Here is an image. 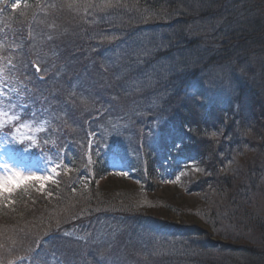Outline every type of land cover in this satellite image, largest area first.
<instances>
[{
	"label": "trees",
	"instance_id": "16d2710c",
	"mask_svg": "<svg viewBox=\"0 0 264 264\" xmlns=\"http://www.w3.org/2000/svg\"><path fill=\"white\" fill-rule=\"evenodd\" d=\"M258 1L105 0L106 4L100 3L99 11L115 9V18L127 29V15L131 12L149 20L136 26L137 30L144 31L145 40L132 41L134 47H141L140 51L146 55L144 59L133 58L141 62V68L137 69L138 64L135 67L133 60L131 69L115 78L114 90L94 96L95 114L100 115L85 116L76 127L56 124L57 121H75L72 116L53 118L55 111L62 109L49 107L46 100L53 90L44 82L48 64L43 61L37 64L32 57L24 55L27 43L18 35L37 20L43 0H20L18 8L12 7L14 3L3 8L0 19L6 32L2 38L11 49L6 53L18 52L14 49L18 44L24 48L23 54L13 60H0L8 62L6 80L2 84L4 91L26 117L37 120L46 117L53 137H46L49 141L41 145L39 152L55 164L61 159V165L59 174H52L54 179L46 182L43 190L35 192L36 197L29 202L23 201L21 195L13 199L0 225L3 222L6 229L16 228L11 226L16 223L25 234H45V238L57 242L66 241L62 238L65 235L70 239L80 230L98 239L97 224L107 219L117 220V223L146 228L157 240L176 242V250L170 251L171 254L161 253L152 260L153 264H264V220L249 196V185L254 183L251 180L263 176L257 168L264 159H259L264 146L258 143V140L264 141V49L258 38L264 31V19L255 18L249 7ZM61 7L64 17L53 22L48 17L39 21L38 34L44 33L53 39L57 36L60 40L56 48L64 52V59L77 54V62H68V74L84 73L88 58L89 63L92 60L90 67L94 72L101 70L99 51L91 50L86 57L78 55L89 44L86 37L76 35L71 28L70 31L59 30V22H73L76 23L72 24L73 28H86L83 14H73L66 4ZM74 7L82 11L88 5L75 3ZM139 20L143 21L138 19L135 23ZM150 58L156 60L150 62ZM0 79H3L1 75ZM225 84L226 91L231 93L228 97L235 104L211 98L210 93L215 88L225 90ZM118 101L136 111L146 104L156 103L153 112L161 116L172 108L170 122L163 123L164 131L169 134L172 145L187 153L185 160L197 165L199 174L190 190L200 195L201 201L194 207H182L175 203L174 197L127 190L115 182L109 185V180L105 185L99 184L109 171L108 151L111 149L99 147L92 154L94 147L88 146L90 138L109 141L106 132L113 131L115 126L107 119L100 122V117L107 105L115 106ZM204 109L214 111L213 117L218 122L211 123L210 116L201 114ZM247 109L248 118H243ZM35 113L39 115L34 116ZM149 116L154 123V117ZM89 118L96 120L95 127ZM214 132L220 135L214 137L211 135ZM221 135L223 137L218 139ZM139 136L140 132L135 130L134 139L128 137L124 129L113 151L126 166L153 171L162 161L161 151L156 146L148 147L144 138H136ZM125 140L130 143H124ZM87 153L91 154L88 159ZM136 158L139 162L141 159L142 168ZM191 217H196V221Z\"/></svg>",
	"mask_w": 264,
	"mask_h": 264
},
{
	"label": "rangeland",
	"instance_id": "374dc122",
	"mask_svg": "<svg viewBox=\"0 0 264 264\" xmlns=\"http://www.w3.org/2000/svg\"><path fill=\"white\" fill-rule=\"evenodd\" d=\"M104 1L43 0V8L36 14L37 20L34 19V23H29L26 32L22 34L18 33L24 39L23 43H27L24 55L32 57L37 61V64L39 61L48 64L44 70L47 73L44 82L49 83L53 90L46 100L50 103L49 107L53 106V109H62L55 111L53 118L60 119L72 116L75 121L67 123L57 121L56 124L64 123L65 127L73 125L76 127L78 122L82 124L81 120L85 119V116H99L100 114H95L97 113V109L93 106L94 96L108 94L110 90H114V86L116 85L115 78L120 77L125 71L131 69L133 58H138L139 60V58H143L146 55H144L143 51H140L141 47H134L132 41L145 40L144 31L137 30L136 26L149 22V20L144 16V18H140L137 14L131 12L130 15H127L129 19V27L127 29L126 25L118 23L119 19L115 18L116 16L114 15L115 9L98 10V6L102 2L104 4ZM16 2L17 0H0V14L3 15V8ZM83 2L88 5L87 9L82 8V11H79L80 8L74 7L75 3L82 4ZM65 4L73 14H78V16L80 13L83 14V23H86L87 27L78 26L73 28L72 24L75 26L76 23L66 24V22H59V30L70 31L73 29L72 32L76 35L86 37L89 44L84 49H81L78 55L79 57H86L91 50L99 51L101 53V70L94 72L90 67L92 60L89 63L90 58H88L85 59L87 60L85 63L88 68L84 73L76 72L73 75L68 74V62H77L79 60L77 54L71 55L67 60L64 59V52L56 48L59 45L58 40H60L57 36L53 39V36H47L44 33L42 35L38 34L40 29L37 23L43 19H47V17L50 22L59 19L61 16L64 17L61 6ZM249 7L252 8L251 12L255 15V18L264 19V0L254 2L252 3V7ZM109 15H112V17ZM138 19H142L143 21L139 20L138 23H135ZM78 24L80 25V22ZM3 25V20L0 19V60L10 61V59L13 60L20 53L23 54L24 48L18 44L14 48L18 52L12 54L6 53L7 50L9 52L11 49L8 47V41L2 38L6 32V27ZM258 38L264 49V31ZM145 59L149 61L147 58ZM150 59V62L156 60V58ZM140 63V61H136L134 66L136 67L138 64L137 69H140ZM7 64L8 62H0V68L3 69V74L1 75L3 79H0V88H3L2 84L6 80L5 70L7 72ZM59 80L60 83H58ZM262 88H264V85ZM226 90L227 88L225 90L215 88L210 93L211 98H221L223 103L235 104L228 97L231 93ZM7 96L11 98L10 95ZM11 100L13 101L12 98ZM0 101H3L6 111L21 118L16 122L19 126L18 130L13 126L11 119L5 121L4 127H0V162H9L24 174L31 173L45 176L55 174L50 169L56 165H61V159L55 164L48 156L39 152L41 145L49 141L47 138L52 139L53 137L50 125H46V117L41 116L43 120L26 117L18 109L10 108L8 101L4 97H0ZM104 101L107 102L106 97H104ZM157 103L159 104V102ZM249 104L247 103V105ZM155 105L156 103L151 102L150 104H146L145 108L140 111H136L131 106L120 105V101L115 106L107 105L105 112H103V117H100V122L107 119L108 123L115 126V129L106 132L108 142H99L98 139L90 138L91 144L88 146L92 145L94 147L92 154H95L99 147L103 150L111 149L108 151L109 171L99 184L105 185L106 181L109 180V185L115 182L121 188L127 190H141L148 195L159 197H174L176 199L175 203L189 209V206L193 205L192 207H194V204L199 202V200L201 201V196L190 190L199 171L197 165L191 162L188 163L185 160L187 153L179 146L172 145L168 137L169 134H165L163 123L164 121L170 122L169 116L172 113V108L165 110L163 116H161L159 112H153ZM206 110L204 109V112H201V114L210 116L209 121L211 123L218 122L217 118L213 117V115H216L213 113L214 111L210 110L208 112ZM246 111L248 109L244 111L243 118H248L249 114ZM67 112H71V114H67ZM37 115L39 114H34V116ZM149 115L154 117V123L150 122ZM89 120L93 127L97 125L94 118H89ZM124 129H127V136L131 138H133L135 130L139 131L140 136L136 137L137 139L144 138L148 147L156 146L161 151L162 161L154 167L153 171H148L146 167L142 168V161L140 159L139 162L137 158L136 163L141 164V170L135 166L134 168L126 166L114 153L113 148L119 145L120 135L121 132H124ZM147 129L150 130L147 132ZM101 133V131L98 132L99 135ZM163 135H165L164 138ZM211 135L218 137L220 134L214 132ZM251 136L252 133L250 134ZM221 137L223 136L221 135L218 139ZM124 143H130V140H125ZM258 143L261 145L260 147L264 146V141L258 140ZM88 154L87 159L91 156V154ZM259 157V159L264 158V150ZM242 158H238L237 165L240 164ZM262 162L264 163V159H261V162H259L261 167L259 166L260 168H257V170L263 176L251 180L254 183L249 185L251 188L249 196L254 202L259 216L264 220V164L262 166ZM65 172H68V170H65ZM46 182L49 181L43 183L46 184ZM40 183L41 181H31L26 186L15 190L11 195L5 194V197L0 200V223L3 216L8 214V210L10 209L8 206L9 201L21 195L23 201L29 202L30 198L36 197L35 192L40 190ZM25 195L29 196V198L25 197ZM4 203L7 204L6 207L3 206ZM181 217L182 219L186 218L184 216ZM191 219L196 221V217H191ZM3 224L2 222L0 225V264H153L152 260L161 253L166 252L168 254L169 252L171 254L170 251L178 248L174 246L175 241L169 239L157 240L146 228L135 227L125 222L117 223V220L112 222L107 219L98 223L95 232L96 235L100 234L97 237L98 239L94 236L90 238L80 230L70 239L67 240V235H65L62 238L66 239V241H60V239L57 242H53V239L45 238V234H25L17 228L16 223L11 225L16 226V228L11 227L7 229L4 228ZM141 259L144 261L142 262Z\"/></svg>",
	"mask_w": 264,
	"mask_h": 264
},
{
	"label": "snow or ice",
	"instance_id": "6c2138e0",
	"mask_svg": "<svg viewBox=\"0 0 264 264\" xmlns=\"http://www.w3.org/2000/svg\"><path fill=\"white\" fill-rule=\"evenodd\" d=\"M20 6V0H17L16 3L12 5L13 8H18ZM37 72L40 71L39 66H35ZM3 74V69L0 68V75ZM0 97H4L8 101V105L10 108H15L16 105L13 103L10 97L4 92L3 88H0ZM11 119L13 126L17 128L18 125L16 122L21 118L13 115L12 113L5 110L3 106V101H0V127L5 126V121ZM26 126V125H25ZM22 143V141H20ZM59 165H56L50 169L52 173H58ZM0 200L5 197V194L11 195L15 190L20 189L26 186L31 181H41L40 190H43L45 181H52L54 177L52 175H35V174H24L21 170L15 168L9 162L4 161L0 162ZM11 203V201H9Z\"/></svg>",
	"mask_w": 264,
	"mask_h": 264
}]
</instances>
